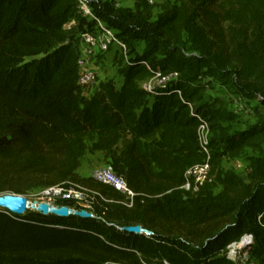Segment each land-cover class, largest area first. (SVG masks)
Returning a JSON list of instances; mask_svg holds the SVG:
<instances>
[{
	"label": "trees",
	"instance_id": "trees-1",
	"mask_svg": "<svg viewBox=\"0 0 264 264\" xmlns=\"http://www.w3.org/2000/svg\"><path fill=\"white\" fill-rule=\"evenodd\" d=\"M114 1L95 12L144 48L118 87L99 81L84 95L77 59L90 24L76 0H0V195L77 184L93 192L94 215L0 208V264H236L226 248L245 235L250 260L264 264V118L228 133L220 123L236 116L201 103L211 81L264 102V0ZM156 72L178 76L150 93L141 83ZM197 115L225 136L220 155L245 159V177L215 168L209 145L211 181L181 188L206 159ZM89 147L125 180L131 206L78 173ZM135 225L150 237L122 229Z\"/></svg>",
	"mask_w": 264,
	"mask_h": 264
},
{
	"label": "built area",
	"instance_id": "built-area-1",
	"mask_svg": "<svg viewBox=\"0 0 264 264\" xmlns=\"http://www.w3.org/2000/svg\"><path fill=\"white\" fill-rule=\"evenodd\" d=\"M99 2L100 0H76L78 11L86 19V22L90 24V28L83 31L80 35L81 46L80 54L77 59L78 85L84 95H90L97 89L94 87L100 70L98 57L105 55L114 48H118L126 59V63L129 64L127 45L123 40H120L117 37L114 30L108 27L95 12V8L99 5ZM142 63L150 70L147 62L142 61ZM177 76L178 75L175 72L166 75L156 72L150 79L142 82L141 87L150 93H155V90L158 87L176 80ZM153 81L156 82V86H152ZM177 93L180 95L179 90H177ZM244 99L245 98L240 94H235L232 100L236 109L242 108L241 106ZM235 112L238 113L239 110H236ZM196 119L199 121L197 128L198 141L202 151L206 155V159L202 163L194 164L186 170V182L181 188L185 191L191 192H196L201 186L211 181V155L209 144L207 142L209 127L208 123L200 115H197ZM236 165L239 168H242L239 161L236 162ZM244 171L246 174L247 171L245 167ZM91 177L97 181L108 184L119 192L125 194L130 200L123 204L126 206L132 205L134 193L128 188L125 180L118 176L110 165L95 170ZM90 194H93V192L87 188L77 184H69L67 187L54 186L39 189L30 201H35L37 203L47 202L54 206H61L56 205L58 201L71 202L73 204V207L71 208L85 209L88 212H91L92 198L90 197ZM143 234L150 237L148 231ZM252 242V237L250 235H245L240 241L229 244L226 248V257L236 264H240L236 260L238 256L239 259L245 257V259L250 260L248 248L245 249V247ZM250 261V264H258L252 260Z\"/></svg>",
	"mask_w": 264,
	"mask_h": 264
},
{
	"label": "rangeland",
	"instance_id": "rangeland-1",
	"mask_svg": "<svg viewBox=\"0 0 264 264\" xmlns=\"http://www.w3.org/2000/svg\"><path fill=\"white\" fill-rule=\"evenodd\" d=\"M113 0H100L99 4L103 7L105 4H108ZM150 2L162 3L165 0H149ZM173 1V0H172ZM114 2L118 3V6L123 8H133L135 0H115ZM160 12L159 7H155L153 11L154 18ZM115 34L120 40H125L129 36L123 35L117 29H114ZM128 58H135L140 54L142 49L144 48L143 41L141 39H137V37H132V42L128 45ZM100 70L97 75V82L94 88L98 87L99 81H111L114 83L116 87L120 85L123 81V72L127 65L126 59L123 57L122 53L118 48L112 49L110 52L106 53L98 57ZM152 86H156V82H152ZM237 94V89L234 86L223 85L220 82L211 81L208 84L205 98L201 102L203 104H210L216 100L221 101L220 104L222 107H225L228 112H232L236 118L232 121H222L220 126L225 128L226 132L233 133L243 127L251 126L258 123L260 120L264 118V102L258 99H249L246 96L241 109H236L233 104V97ZM239 110L238 113L235 111ZM226 141L225 136L219 130H210L207 134V142L211 145L213 152L217 153L215 157L214 167L220 170H234L239 173L241 176L245 177L244 167L246 166V162L244 158H240L237 160L229 159L226 156L220 155L221 146ZM247 154H251L250 151H247ZM239 161L242 165V168H239L236 165V162ZM108 162L104 160L103 155L100 151L92 152L90 147L87 149L85 156L81 160V165L78 169V173L81 176H91L95 170L106 167ZM36 191H31L27 194V200L29 202L31 198L34 197ZM215 192L218 189L214 190ZM27 211V210H26ZM227 258V257H226ZM228 259V258H227ZM230 260V259H228ZM240 264H250V260L242 257L241 259H236ZM232 261V260H231Z\"/></svg>",
	"mask_w": 264,
	"mask_h": 264
},
{
	"label": "water",
	"instance_id": "water-1",
	"mask_svg": "<svg viewBox=\"0 0 264 264\" xmlns=\"http://www.w3.org/2000/svg\"><path fill=\"white\" fill-rule=\"evenodd\" d=\"M0 208L14 215H23L26 210H32L43 215H54L61 218H67L69 216H76L83 219L94 218L93 213L85 209H74L66 205L54 206L47 202H29L26 197L13 194L0 195ZM122 229L135 234H143L146 232V229L140 225L127 226Z\"/></svg>",
	"mask_w": 264,
	"mask_h": 264
}]
</instances>
